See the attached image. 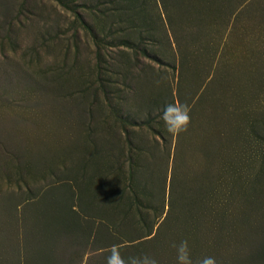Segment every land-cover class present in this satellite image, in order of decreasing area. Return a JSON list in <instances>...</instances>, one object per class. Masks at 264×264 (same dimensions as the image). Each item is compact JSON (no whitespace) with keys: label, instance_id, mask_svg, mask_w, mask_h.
I'll list each match as a JSON object with an SVG mask.
<instances>
[{"label":"rangeland","instance_id":"rangeland-1","mask_svg":"<svg viewBox=\"0 0 264 264\" xmlns=\"http://www.w3.org/2000/svg\"><path fill=\"white\" fill-rule=\"evenodd\" d=\"M182 240L264 264V0H0V264Z\"/></svg>","mask_w":264,"mask_h":264},{"label":"clouds","instance_id":"clouds-1","mask_svg":"<svg viewBox=\"0 0 264 264\" xmlns=\"http://www.w3.org/2000/svg\"><path fill=\"white\" fill-rule=\"evenodd\" d=\"M189 112L190 108L187 104L174 102L165 105L161 119L166 131L175 136H179L182 132H187L191 122ZM171 246L176 250V264H216L214 257H204L194 262L190 255L187 240H182L179 244L173 243ZM110 252L111 254L107 258V264H159L154 257L148 255L130 256L125 260L120 255L119 248L115 245L111 247Z\"/></svg>","mask_w":264,"mask_h":264}]
</instances>
